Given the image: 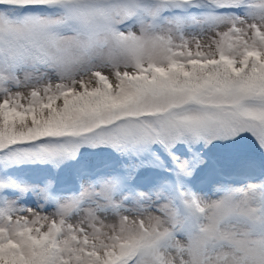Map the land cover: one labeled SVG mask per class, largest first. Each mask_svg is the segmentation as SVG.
<instances>
[{
    "label": "snow or ice",
    "instance_id": "1",
    "mask_svg": "<svg viewBox=\"0 0 264 264\" xmlns=\"http://www.w3.org/2000/svg\"><path fill=\"white\" fill-rule=\"evenodd\" d=\"M0 264H264V0H0Z\"/></svg>",
    "mask_w": 264,
    "mask_h": 264
}]
</instances>
